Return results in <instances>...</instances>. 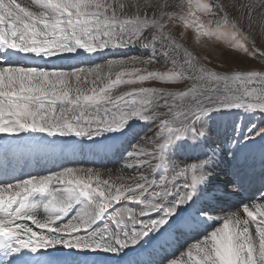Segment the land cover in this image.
Wrapping results in <instances>:
<instances>
[{
	"label": "snow or ice",
	"instance_id": "1",
	"mask_svg": "<svg viewBox=\"0 0 264 264\" xmlns=\"http://www.w3.org/2000/svg\"><path fill=\"white\" fill-rule=\"evenodd\" d=\"M261 125L264 0H0V264H264Z\"/></svg>",
	"mask_w": 264,
	"mask_h": 264
},
{
	"label": "bare ground",
	"instance_id": "2",
	"mask_svg": "<svg viewBox=\"0 0 264 264\" xmlns=\"http://www.w3.org/2000/svg\"><path fill=\"white\" fill-rule=\"evenodd\" d=\"M173 31H174V34L179 36L181 29L179 27H174ZM182 41L190 49H192V47L194 46L198 50L199 55L207 54V56L212 58V59H216V60L221 59L222 61L234 62L233 60H236V61H238L237 62L238 64H241L242 62L247 61L248 62L247 64H250L248 66L256 65L255 64L256 60H243L239 56H237L236 54L227 51L223 47H215L214 50H212L213 46L211 44H208L207 41H202L200 43H197L195 41L194 33L191 30H188L186 32V34L182 38ZM190 45H192V46H190ZM135 50H138V49H135ZM36 159H37L36 157H33V159L29 162V166L26 167L25 162L27 160V156L23 153H18L17 154V160H16V166L18 169L23 168L25 171L32 170V169L39 170L36 168ZM106 163H109L110 165L108 167H106ZM85 164H86V166L105 167V168H113L115 166H118V165H114L111 162V158L106 159V160H97L95 163H93L92 161L89 160V161H86ZM52 166L54 168V164L52 162H49L47 164H44L43 162H41V164H40V167H42V168H52ZM53 170H55V169H53ZM182 244H177L176 246H174L170 250L176 251V249H178V247H181ZM176 254L179 255V252L177 251Z\"/></svg>",
	"mask_w": 264,
	"mask_h": 264
},
{
	"label": "rangeland",
	"instance_id": "3",
	"mask_svg": "<svg viewBox=\"0 0 264 264\" xmlns=\"http://www.w3.org/2000/svg\"><path fill=\"white\" fill-rule=\"evenodd\" d=\"M190 46H192V45H190ZM192 50H194L199 55L198 50L194 46L192 47ZM115 51H117L118 53H123L124 51H127V50H115ZM134 52H138V50H135V49H131L130 50V49H128V51H127L128 54H133ZM144 54L147 55L146 52ZM208 58L210 60H212V64L210 66H213V67L217 66L221 62H223L226 65V67H228V68H231V67H240V68H243V67H249L248 65H250V64H247L248 63L247 61L246 62L244 61L241 64H238L237 63L238 61H236V60H233L235 62L234 63V62H230V61H222L221 59L216 60V59H212L210 57H208ZM255 64H256L255 66H259L260 61L259 60H256V63ZM250 119L253 122H256V123H259L260 122V117L259 116H255V117L245 118L244 119V124L247 125ZM261 126H264V125H261ZM140 134L143 135V132H141ZM109 165H110L109 163H106V167H108ZM179 248H181V247H178V249Z\"/></svg>",
	"mask_w": 264,
	"mask_h": 264
}]
</instances>
